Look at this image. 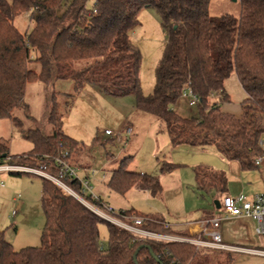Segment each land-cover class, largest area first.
<instances>
[{
	"label": "trees",
	"instance_id": "1",
	"mask_svg": "<svg viewBox=\"0 0 264 264\" xmlns=\"http://www.w3.org/2000/svg\"><path fill=\"white\" fill-rule=\"evenodd\" d=\"M89 1L13 0L9 4L0 0V119L17 121L15 112L19 110L27 114L25 96L30 83L53 87L48 116L52 134L23 129V137L33 146L25 154V163L15 160L20 156H11L1 142L0 163L45 167L46 173L55 177L61 170L59 160L83 169L78 161L85 148L64 132L59 99L65 100L64 110L68 111L90 85L109 97H135L136 109L159 122L160 133L166 134L172 151L183 147L212 150L225 161L239 163L244 171L256 168L264 138V0H239L238 17H212V0H95L88 8ZM146 9L159 14L169 35L157 68L156 87L149 97L142 95V56L130 36L140 25L139 14ZM23 14H30L34 24L26 34L14 23ZM32 53H36L35 59ZM33 63L40 65L39 72L31 69ZM233 74L246 95L240 116L221 111V104L230 102L225 82ZM67 83H71V93L57 91ZM185 88L200 100L198 116L190 119L173 109ZM214 97L221 104L210 106ZM18 125L22 126L19 121ZM94 143L99 144L100 139ZM127 163L124 159L113 172L107 184L111 191L120 196L134 188L153 197L163 193L157 176L129 171ZM177 168L166 160L160 162L161 173H173ZM194 176L200 192H227L225 173L197 167ZM42 182L46 225L41 246L15 251L0 230V264H210L195 252L194 245L141 240L102 220L55 183L44 178ZM65 182L81 193L79 180ZM86 198L92 201L90 195ZM92 202L99 207L104 203L101 199ZM118 216L129 224L134 218L144 219L141 229L151 233L191 237L166 229L161 215L131 209L120 211ZM101 225L108 232L104 243ZM227 259L217 264H232L233 259Z\"/></svg>",
	"mask_w": 264,
	"mask_h": 264
},
{
	"label": "rangeland",
	"instance_id": "2",
	"mask_svg": "<svg viewBox=\"0 0 264 264\" xmlns=\"http://www.w3.org/2000/svg\"><path fill=\"white\" fill-rule=\"evenodd\" d=\"M6 1L9 4L13 2V0ZM94 1H89L88 8L93 6ZM210 14L212 17L227 14L238 17L240 2L212 0ZM138 19L140 25L130 33V36L142 56L140 71L142 95L149 97L153 95L156 87V72L163 58L169 35L162 27L160 16L155 10H143ZM14 23L23 34L29 33L34 25L30 14L16 17ZM36 56V53H32L34 59ZM31 69L36 72L41 70L40 65L36 63L31 65ZM225 90L230 102L221 104L215 99L217 97H214L209 100L210 106L221 104L222 112L237 116L246 95L235 74L226 80ZM52 91L51 86L39 82L30 83L25 96L27 114L24 110H19L15 112L17 121L0 119V142L9 148L11 156L22 157V160L20 157L15 159L19 163L24 164L27 158L25 154L33 149L32 144L23 137V129L25 131L41 129L47 135L52 134V126L48 120ZM57 91L71 93V83L64 86L62 84ZM59 100L63 105L61 107L64 113V132L82 143L85 148L83 158L78 161L80 167H83L79 175L82 178L88 177L93 192L118 212L133 208L144 215H163V218H173L174 221L179 222L180 216L184 217L188 211H214V195H201L195 188L194 169L207 167L225 173L229 178V164L216 152L185 147L172 151L169 148L168 137L160 133L159 122L138 111L135 107L136 98L133 96L109 97L98 89L86 85L76 97L70 110L65 111V100L61 98ZM173 109L187 119L198 116L197 107H190L188 100L184 98H181ZM18 121L22 124L21 127ZM128 128L132 130L130 137H127ZM106 131H110L113 135L107 136ZM96 138L100 139L99 144L94 143ZM124 159H128L129 171L157 176L163 187V193L153 197L149 192L134 188L125 196H120L111 191L107 184ZM163 160L177 165L178 168L173 173H161L160 162ZM17 165L22 168H32L27 165ZM231 166L238 164L232 163ZM0 178L4 182V185L0 184V230L4 231L5 239L15 251L40 247L46 225L42 208L44 198L42 178L28 173L22 176L2 174ZM123 222L129 224L128 220ZM174 229H177L173 230L175 233L187 231L185 226H175ZM100 231L101 241L107 242V227L101 225ZM195 252L210 264L228 260L225 252L203 251L197 247ZM250 258L254 257L237 254L234 256L233 264H242ZM261 261L264 264V259Z\"/></svg>",
	"mask_w": 264,
	"mask_h": 264
},
{
	"label": "built area",
	"instance_id": "3",
	"mask_svg": "<svg viewBox=\"0 0 264 264\" xmlns=\"http://www.w3.org/2000/svg\"><path fill=\"white\" fill-rule=\"evenodd\" d=\"M182 98L188 100V104L190 107H197L200 103L199 98L192 92L190 88H185L182 94ZM106 135L112 136L113 134L110 131H106ZM131 135L132 130L128 128L127 137H130ZM118 137L120 138L121 135L119 134ZM260 147L263 149V154L257 157V159L255 160L256 166H261L264 164V138L260 141ZM58 163L61 165V170L57 177L47 174L45 167L22 168L18 165L9 163L8 161L0 163V176L2 174L28 173L49 180L59 186L64 192L74 197L80 203L92 210L102 220L132 232L133 234L139 236L141 240L145 238H151L167 242L187 243L194 245L198 249L209 248L217 251H240L264 258V250L237 249L226 246L223 243L222 237L219 232L222 222V218L220 217H211L205 222L206 230L204 232V236L209 238V241L179 236H168L145 231L141 229V225L144 222V219L142 218H134L133 224L124 223L123 219L118 216L120 212H118L114 207L106 203H103L102 207H99L92 202L100 201V199L93 192V188L91 187V183L89 182L88 177L82 178L79 175L81 170L74 168L60 160L58 161ZM93 174H95V172H93ZM66 179H69L70 181L79 180L83 187L81 193H78L71 187H69V185L65 182ZM0 184L4 185V182L1 180V178ZM87 195L91 196L92 201H89L86 198ZM221 209L223 210L225 218L246 217L254 220L257 223V234L261 237H264V194L248 196L241 193L233 196H225L221 202ZM165 228L170 229V226L168 224H165Z\"/></svg>",
	"mask_w": 264,
	"mask_h": 264
},
{
	"label": "crops",
	"instance_id": "4",
	"mask_svg": "<svg viewBox=\"0 0 264 264\" xmlns=\"http://www.w3.org/2000/svg\"><path fill=\"white\" fill-rule=\"evenodd\" d=\"M241 113H242V109L240 110V113L237 116H240ZM169 148H170V143H169ZM226 162L229 164L230 170H229V178L227 177L228 178L227 192L225 194H220L213 189L208 190L206 192H200L198 191L195 182V188L198 193H200L201 195H205V194L214 195V200H215L213 203L214 211L212 212L188 211L184 217L180 216L181 219L179 222L174 221L173 218L172 219L164 218L165 223L168 224L170 226V229L172 230L179 229V228L174 229L175 226H185L187 227V231L184 233H189L191 236L190 238L209 241V238L204 236V232L206 230L205 222L211 217H220L222 218V222L219 232L222 237V241L226 246L237 249L264 250V237H261L257 234V223L254 220L246 217L225 218L223 214V210L221 209V202L225 196H233L241 193L246 194L248 196H254L256 194H264V164L261 166H256V168L252 170L244 171L239 163L228 162V161ZM232 163H237L238 166H231ZM232 167H236V168H232ZM98 197L99 199L103 200L100 196ZM217 200L220 201V208H217L215 205V202ZM103 202L106 203L104 200ZM122 210L127 211V210H131V208L122 209ZM202 249L203 251L212 250L217 252V250L214 249H209V248H202ZM218 252H225V254L230 256L233 259L232 264L234 262V256L237 254H244L247 256L251 255L248 253H244L240 251H232V250L218 251ZM251 256L254 258L252 259L250 258L247 262H244L242 264H260L262 262L261 259H264L256 255H251Z\"/></svg>",
	"mask_w": 264,
	"mask_h": 264
},
{
	"label": "water",
	"instance_id": "5",
	"mask_svg": "<svg viewBox=\"0 0 264 264\" xmlns=\"http://www.w3.org/2000/svg\"><path fill=\"white\" fill-rule=\"evenodd\" d=\"M215 205H216L217 208H220V201L217 200V201L215 202ZM135 259H136V256H135Z\"/></svg>",
	"mask_w": 264,
	"mask_h": 264
}]
</instances>
